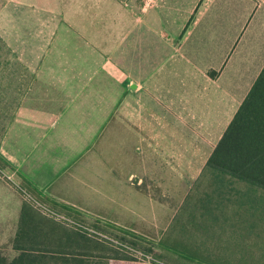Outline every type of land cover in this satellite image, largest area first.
Wrapping results in <instances>:
<instances>
[{"label": "crops", "instance_id": "obj_1", "mask_svg": "<svg viewBox=\"0 0 264 264\" xmlns=\"http://www.w3.org/2000/svg\"><path fill=\"white\" fill-rule=\"evenodd\" d=\"M0 40V227L14 240L18 184L136 230L208 190L264 68V0H0Z\"/></svg>", "mask_w": 264, "mask_h": 264}, {"label": "trees", "instance_id": "obj_2", "mask_svg": "<svg viewBox=\"0 0 264 264\" xmlns=\"http://www.w3.org/2000/svg\"><path fill=\"white\" fill-rule=\"evenodd\" d=\"M203 176L208 178V190L198 196L196 201L194 197L186 198L188 206L179 219L183 230L187 229L189 222L195 224L196 218L206 220L210 216L218 220L217 213L238 206H246L247 218L243 217L244 220L256 216L258 222L264 223V68L214 147ZM192 200L195 201L194 205L190 204ZM198 213L200 215L197 217ZM255 225L253 223L252 227ZM199 226L202 227L203 223ZM95 239L85 227L69 226L43 214L25 200L19 228L12 243L13 255L0 251V264H93V246L116 251L115 244L109 245ZM161 246L179 258L196 264L235 262L199 255L189 243H162ZM106 254H109L108 251ZM105 257L125 259L113 254ZM126 259L129 258L126 256ZM104 263L107 262L94 264Z\"/></svg>", "mask_w": 264, "mask_h": 264}, {"label": "rangeland", "instance_id": "obj_3", "mask_svg": "<svg viewBox=\"0 0 264 264\" xmlns=\"http://www.w3.org/2000/svg\"><path fill=\"white\" fill-rule=\"evenodd\" d=\"M214 3L215 1H212V6ZM1 43L2 41L0 40ZM0 174L4 175L8 181L13 182L14 173L6 172L0 166ZM203 183L200 184L202 187ZM15 187H17L16 184ZM196 199H199V197L197 196L195 201ZM165 201H169V204H165L163 219L160 220V214L155 215L157 218L155 222L158 226L152 225V216L150 214L148 215V222L146 224L143 223L141 227L138 226L136 230L122 228L108 221L98 222L101 228H95L94 224L97 223L91 221L93 218L83 219L82 224L92 237L96 238L97 241L100 240L106 244H115L116 246V251L107 247L103 249L101 246H93L94 250L91 254L94 255V258H92V263L151 264L157 262L159 264H196L179 258L177 254L161 246L162 243L183 242L189 243L199 252V255L212 259H225L231 261V263L235 261L232 264L237 262L238 264H264V223H260V220L258 222V217L255 216L253 220L256 225L252 227L253 229L248 224L246 225L244 223L246 221L244 219L247 218L246 206L243 208L239 206L236 208H225L222 213H217L219 216L218 220H213V217L209 218L210 216L204 221L196 218L195 224L191 221L187 229L183 230L179 219L188 206L187 201H184L181 205H175L174 198H165ZM195 201L192 200L190 204L193 203L194 205ZM169 209L172 211H169ZM199 215L200 213L197 214V217ZM184 218H186V215ZM78 220L81 221V219ZM155 222L153 223L155 224ZM201 222L207 226L198 228L202 224ZM2 225L5 224L0 223V226ZM49 225L51 226V224ZM10 233H12L10 228L0 227V251L11 256L13 255V238L8 236ZM107 251L109 254H106ZM112 254L119 255L125 259L105 257L107 255L112 256ZM126 256L129 259H126Z\"/></svg>", "mask_w": 264, "mask_h": 264}, {"label": "built area", "instance_id": "obj_4", "mask_svg": "<svg viewBox=\"0 0 264 264\" xmlns=\"http://www.w3.org/2000/svg\"><path fill=\"white\" fill-rule=\"evenodd\" d=\"M17 185V188L23 198L31 203L35 208L40 210L43 214H46L49 217L55 218L69 226H79V227H85L82 222H78L75 218L69 216L65 212H62L58 210L57 208L45 203L41 198L37 197L35 194H33L28 189L22 187L21 185Z\"/></svg>", "mask_w": 264, "mask_h": 264}]
</instances>
